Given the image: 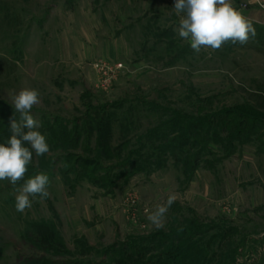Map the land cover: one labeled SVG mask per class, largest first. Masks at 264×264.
Returning a JSON list of instances; mask_svg holds the SVG:
<instances>
[{"label":"rangeland","instance_id":"rangeland-1","mask_svg":"<svg viewBox=\"0 0 264 264\" xmlns=\"http://www.w3.org/2000/svg\"><path fill=\"white\" fill-rule=\"evenodd\" d=\"M230 3L252 22L255 37L197 53L178 35L175 0H0V124L10 129L12 119L19 122L13 98L35 89L40 103L31 114L40 127L34 130L49 145L44 158L33 150L24 181L0 180V264H112L133 245H148L140 239L197 227L210 237L219 227L233 233L224 246L208 249L218 260L232 242L239 247L236 264H250L252 249L260 256L251 257L252 264H264V2ZM3 105L12 114L4 115ZM165 110L210 128L192 127L184 145L185 138L164 125L170 119ZM103 117L111 122L107 143L123 160L110 161L117 166L115 183L65 178V162L80 171L85 160L94 163L89 171L104 176L110 165L95 161L99 135H85L89 119ZM158 128L171 155H188L176 161L169 152L160 169L121 177L119 166L139 149L140 136ZM75 130L82 134L78 149L61 150L55 132L71 140ZM186 158L197 162L192 175L180 164ZM41 173L49 178L48 196L30 197L31 207L18 212V189ZM170 194L176 200L157 228L148 216ZM37 227L48 242L54 229L74 256L31 244L27 234Z\"/></svg>","mask_w":264,"mask_h":264},{"label":"trees","instance_id":"trees-1","mask_svg":"<svg viewBox=\"0 0 264 264\" xmlns=\"http://www.w3.org/2000/svg\"><path fill=\"white\" fill-rule=\"evenodd\" d=\"M3 108L5 109L4 115L12 114V110L8 106L3 105ZM164 112L170 113V119L167 120L164 125L171 126L173 129H176L175 133L182 135L184 138L191 133L192 127L204 131L210 128L207 123V125L205 126V121L194 117L190 118L187 115H183L182 113L175 110H165ZM107 118L103 117L100 119V121L97 122L95 118H91L85 125L87 127L85 128V135L87 136V138L92 135L94 130L96 131L97 135H99L100 142L97 146L98 150H96L95 152V161L107 162V164L110 165L108 167H105L104 176L100 179L98 178V174L95 169L89 171L90 168L87 166L88 164L93 162L85 160L83 162H85L84 164H86L87 166H82V168L79 169L80 171H78V169L74 166H71L67 162H65V169L68 170L65 173V178H67L68 175L74 174L78 178H89L91 179L93 184L95 183L101 185L102 187H107L106 185L111 186L115 183V179L117 176H114L112 172L116 169L117 166L111 164L110 161L112 160V158H117L122 162L123 160L121 159V151H116L109 145V139L111 138V122ZM7 125L8 122L0 124V144H3V135L5 136V134H7L8 139L11 137V132L10 129H7ZM4 128L6 130H4ZM55 133L59 134L60 136L59 141L61 145L59 146L61 150L72 151L78 149V144L80 143L79 140L82 135L81 133H77V131L75 130L73 134L74 136H76V139H74L73 136L71 140H69L70 135H66V132L64 131ZM147 136H149V139L146 138V136L145 138L140 136V138L138 139V143L140 144L139 149L130 151L127 154L125 163L119 166V168L121 169L120 171L122 172V175H120L121 177H129L139 173H150L152 172V170L160 169L168 160V153L170 152V149L165 146V143L168 141L167 136L160 133L159 128L148 132ZM128 138L132 139L131 137ZM188 139L189 138L186 137L182 143L186 145V143H188ZM107 140L109 141V143H107ZM130 142L131 141H128L125 144L128 143L129 145ZM150 144L152 145V149L150 150L149 148L148 150H145L146 146ZM156 144L158 145L157 147L155 146ZM69 145H71V147ZM204 151H206V149H204ZM179 152L180 153H178V155L174 153H172L171 155V152L169 155H171L176 161L179 157L188 155L182 150H180ZM42 157L44 158V156ZM185 160L186 162L181 161L180 164L185 167V169L190 170V175H192V173L194 172L193 170L198 167L197 162L195 158H186ZM45 163L46 162H41L39 165L42 168L47 169V167L49 166H47V163ZM22 181H24V179L18 181L17 183ZM218 231L220 232V234H216L213 237H210L209 234L205 232L201 227H197L194 230L183 229L168 234L163 232L156 233L151 238L149 237L147 239H140L144 241L149 240L147 246L133 245L128 253L119 254L117 259L113 260L112 264H157L154 262L155 260H159V264H236V260L238 259V256H240V254H238L239 247L237 248L236 246H234V243L232 242L227 243L229 251L226 253H221L219 255L220 260H218L219 257L217 256V252L214 254L208 253V249L215 246L217 242H219L220 246H224L226 241H229L231 235H233V233L228 230L221 231V227L218 228ZM39 232L40 230L37 227L34 228L32 234H27V238L29 239L31 244L35 243L38 246L45 245L48 250H56L58 252L65 250V253L69 254L71 257L74 256L71 255L68 250H66L63 239L58 233H56L54 229L49 230V242L46 240L43 241L41 233L39 235ZM160 238L162 240H160ZM262 242H264V238H262ZM251 252L249 255L250 258H248L250 264L253 263L252 259H255L257 256L260 257L256 250L252 249ZM135 253H137L138 256L135 255ZM81 256L87 257V251H84ZM36 263L39 262H31V264ZM45 263L54 264L52 261H47ZM88 264H90V262ZM254 264H256V262H254Z\"/></svg>","mask_w":264,"mask_h":264},{"label":"clouds","instance_id":"clouds-1","mask_svg":"<svg viewBox=\"0 0 264 264\" xmlns=\"http://www.w3.org/2000/svg\"><path fill=\"white\" fill-rule=\"evenodd\" d=\"M174 10L180 16L178 35L190 39V46L197 53L202 48L218 50L228 41L245 44L256 35L252 22L234 8L230 0H175ZM181 13L184 15L181 16ZM12 103L20 114V120L10 121L12 135L7 144H0V180L7 179L16 185L28 170L33 150L37 156H42L49 152V145L46 137L34 130L40 127V122L34 119L31 109L40 103L39 92L31 88L21 89ZM25 142L31 150L24 146ZM48 183V176L42 173L28 179L18 189L16 210L24 212L30 208V197H47ZM175 200V194L168 195L166 204L158 205L148 220L155 227H162L168 208Z\"/></svg>","mask_w":264,"mask_h":264},{"label":"built area","instance_id":"built-area-1","mask_svg":"<svg viewBox=\"0 0 264 264\" xmlns=\"http://www.w3.org/2000/svg\"><path fill=\"white\" fill-rule=\"evenodd\" d=\"M263 2H264V0H263Z\"/></svg>","mask_w":264,"mask_h":264}]
</instances>
